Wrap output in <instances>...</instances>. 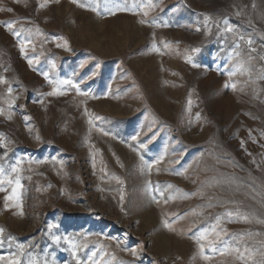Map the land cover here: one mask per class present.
Returning a JSON list of instances; mask_svg holds the SVG:
<instances>
[{"label": "rangeland", "instance_id": "rangeland-1", "mask_svg": "<svg viewBox=\"0 0 264 264\" xmlns=\"http://www.w3.org/2000/svg\"><path fill=\"white\" fill-rule=\"evenodd\" d=\"M261 77L264 0H0V256L264 264Z\"/></svg>", "mask_w": 264, "mask_h": 264}, {"label": "snow or ice", "instance_id": "snow-or-ice-1", "mask_svg": "<svg viewBox=\"0 0 264 264\" xmlns=\"http://www.w3.org/2000/svg\"><path fill=\"white\" fill-rule=\"evenodd\" d=\"M72 2L73 3H76L77 0H72ZM81 6L83 7V5H81ZM7 11L10 12V11H12V9L9 8V9H7ZM144 15H147V12H145ZM140 23L143 24V23H146V21L141 20ZM224 24L226 25L225 31H227V32H232L233 31L232 27L228 25V21L227 20L224 21ZM6 26H7V28H8L9 31H12L13 22H7V25ZM37 31H39V29ZM12 34L14 36H17V37L20 36V32L19 31H12ZM240 39L243 40L244 39L243 36H241ZM27 43H30V41H26V40H22L21 41V45H20L21 52L24 51V48H25V46H26ZM248 44L251 45L252 44V41L251 40H248ZM66 45H67V41H65L64 46H66ZM238 46L239 45H237V47ZM57 47H61V45L58 44ZM235 55L236 56H239L240 53L239 52H236ZM189 62H191V61H189ZM28 63H29V66H32L33 60L32 59H29L28 60ZM192 66L193 67H197L198 65L193 64ZM239 70L240 71H243L244 70V65H243L242 62L239 64ZM235 74H236V72H234V71L229 72V76H232V75H235ZM42 75L44 76V78L46 80H48V82L50 84H53L54 83L53 90L51 92L47 93V95H49V96L64 95L65 93L63 91H57V89H63L65 86H70V87L75 88L78 94L87 95L86 93H80L79 86L77 84H74L73 81H71V80H59V81L53 82L52 80H49L48 73L45 72V73H42ZM261 79H264V77H261ZM3 83H6V81L3 78H0V84H3ZM228 86H229L228 84H225V87H228ZM231 87L233 89H235L236 85L233 84V85H231ZM8 92H9V94H11V92H12V89L10 87L8 89ZM0 111H2V110H0ZM9 118H11V117H9ZM105 134H107V133H105ZM262 135H264V133H262ZM0 143H2V141H0ZM241 144H243V141L241 142ZM144 163H145V166L150 171L151 168H152V165L151 164H148L147 162H144ZM157 163H159V161H157ZM18 170H19L18 168H13L12 169L13 172H17ZM5 179H6V177H4V175H3V170L0 169V191H5L4 187H2ZM8 183L9 184H12V180L9 179L8 180ZM15 185H16V187H14L12 189V195H13V197H16L17 196V189L20 188V186H21L20 185L19 178H17L15 180ZM150 187H151V184L149 182V188ZM168 187H172V185H169ZM161 195H163V193H161ZM9 199H10V197H8V196L5 197V208L8 207L7 201ZM121 200H123V197H121ZM152 200L154 202H158L156 196H152ZM121 210L123 211V209H121ZM227 215L228 216H231L232 213L229 212V213H227ZM217 223H219V218H217ZM165 227H169L170 228V225L167 222H165ZM3 232H4V229L3 228H0V235H2ZM212 234L215 235L216 240H210L209 239V236L212 235ZM249 235H251V233ZM220 236H221V233L218 232V231H216V226H213L211 233H209L208 231H205V232H202L198 237L195 238L196 239V243L199 245L200 255L203 256V258L205 260L210 259V257L204 254L205 245L203 243H201V241H208V247L212 248V250L215 251L216 249H215L214 245H215L216 241H218L220 239ZM12 239H14V238H12ZM54 239L56 241H59L60 237H54ZM18 247H19L20 254H24V247L25 246L24 245H19ZM73 247H75V245H73ZM232 253H234L236 255V259L237 260H240L242 262H245V264H246L245 256H244L243 253H241V251H240L239 248H228V247H225L221 251L220 254L221 255H225V254H232ZM131 254L133 256H135L136 255L135 250H131ZM94 255H95V253H93V256ZM89 259L91 260L92 257H89ZM113 259H115L114 256H113ZM0 262H4V264H21V262L18 259H16L15 256H13L12 259L7 260V261H5V258L4 257L0 256ZM28 264H39V261L36 260L35 258H32V259H30L28 261ZM45 264H47V261H45ZM77 264H80V261H77ZM121 264H127V262H121Z\"/></svg>", "mask_w": 264, "mask_h": 264}]
</instances>
